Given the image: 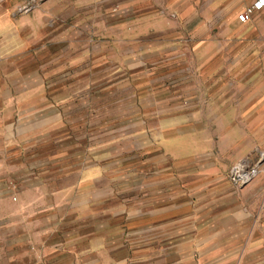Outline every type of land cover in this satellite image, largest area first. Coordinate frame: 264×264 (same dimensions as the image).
I'll use <instances>...</instances> for the list:
<instances>
[{
  "label": "crops",
  "instance_id": "crops-1",
  "mask_svg": "<svg viewBox=\"0 0 264 264\" xmlns=\"http://www.w3.org/2000/svg\"><path fill=\"white\" fill-rule=\"evenodd\" d=\"M54 1L0 0V264H264V168L231 179L264 146V7L239 20L259 0H181L173 26L133 43L111 29L93 52ZM124 96L141 116L119 134ZM132 156L163 180L131 188Z\"/></svg>",
  "mask_w": 264,
  "mask_h": 264
},
{
  "label": "rangeland",
  "instance_id": "rangeland-1",
  "mask_svg": "<svg viewBox=\"0 0 264 264\" xmlns=\"http://www.w3.org/2000/svg\"><path fill=\"white\" fill-rule=\"evenodd\" d=\"M180 2L181 0H57L52 5V8L55 14L58 12L60 15L57 19L55 17L52 18L61 21L58 23L59 26L57 28L64 31L67 38L68 35L70 36L68 40L73 39L81 42L83 52L87 48L86 43H88L89 49L86 51L93 52L91 48L93 43L104 40L111 29L114 31L115 40L125 38L129 43H133L137 42L138 38L142 37L143 34L148 38L153 35L154 30H163L169 28L170 25L173 26V5L176 7ZM126 49L130 52H137L135 45H130ZM146 50L149 51L150 49L146 48ZM132 58L135 57H130L129 60L133 61L134 59ZM146 61H153V58H147ZM145 74L147 76L153 75L150 70ZM161 83L158 81H146L141 84V82L132 80V78L126 79L119 76L118 80H115V88L129 89L130 91L145 89L144 91L147 94H153L163 90L158 89V87L161 88ZM164 98L168 99V96H164ZM122 99H124L123 102H121ZM126 99L125 96L117 97L118 102L111 108L110 115L112 119L120 126L123 125V128L115 130V133H129L137 129L135 125H131L134 124L132 123L133 120L141 116L136 111V107H133L137 98L131 96ZM157 99L158 97H153V95L146 96L147 101L144 104L146 105L145 116L147 120L152 121L154 119V109H157L154 106V102ZM148 131L150 132V130ZM263 156L264 146H252L251 150L245 153L242 160L247 159L251 164L258 165L260 170L264 168V160H261ZM131 163L133 167L138 165V168L141 167L146 170L143 177H130L128 184L131 188L140 186L141 183H145L147 186L154 185L156 182L163 180L161 174L152 173L162 165L159 162L157 163V160H151V158L148 160L146 158V160L143 159L138 162L132 156ZM165 179H168V176Z\"/></svg>",
  "mask_w": 264,
  "mask_h": 264
},
{
  "label": "built area",
  "instance_id": "built-area-1",
  "mask_svg": "<svg viewBox=\"0 0 264 264\" xmlns=\"http://www.w3.org/2000/svg\"><path fill=\"white\" fill-rule=\"evenodd\" d=\"M264 7V0H259L252 7L247 8L240 16L239 20L243 23L251 21L255 10ZM24 11H29L28 6L23 8ZM259 174L258 165H251L248 161H241L232 168L231 179L239 187L243 188L251 184Z\"/></svg>",
  "mask_w": 264,
  "mask_h": 264
}]
</instances>
